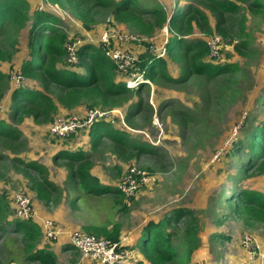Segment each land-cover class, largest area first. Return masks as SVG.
Returning <instances> with one entry per match:
<instances>
[{"label": "rangeland", "instance_id": "1", "mask_svg": "<svg viewBox=\"0 0 264 264\" xmlns=\"http://www.w3.org/2000/svg\"><path fill=\"white\" fill-rule=\"evenodd\" d=\"M26 1L31 11L46 12L60 20L59 28L73 43L70 47L75 58L76 50L84 46L101 48L99 36L109 29L143 40L145 44L120 45L135 54L147 51L149 45L145 40H151L155 50H148V54L155 58L159 53L161 56L165 54V46L171 38L167 26L154 28L150 36L139 33L134 26L135 16L145 27L153 28L148 15H133V18L113 8L99 9L77 4L76 1H69L70 4L66 3L63 7L47 0ZM242 1L239 3V16L246 19L245 31L250 41L246 50L242 48L243 38L234 23H221L218 15L210 9L213 8L210 3L198 0H137V9L148 11L159 5L169 16L186 6H194L199 13L192 16L191 31L183 39L200 42L202 46L208 30H211L212 34L220 37L221 44L219 61L209 59L207 54L204 58L200 51L193 57L204 58L218 67L226 63L234 64L241 70L236 83L228 75L218 76L211 82L194 76L180 79L178 64L168 60L167 73L172 81L145 78L142 81L145 84L140 83L143 87L139 95L108 100L113 102L100 106L115 111L110 122L113 129L124 131L139 145L145 143L149 146L150 151L146 155H136V151L130 153L132 156L128 152L118 155L113 151L110 140L104 136L98 137L100 142L93 149L86 131H79L62 142L50 138L49 127L54 117L87 108V104H83L65 110L58 101L60 93L55 89L49 95L58 110L45 121H34L33 118H25L22 122L10 121L8 99L3 101L0 119L18 131L20 137L16 143L0 139V155L3 157L0 158V197L4 199L0 208V264H98L83 259L70 243H47L41 238L35 243V250L41 249L46 253L41 255L40 260H29L22 242L29 234L16 233L13 227H6L7 222H14L8 214L6 221L1 218L5 213L4 201L9 202L16 191L26 193L34 208L53 217L52 221L58 226L102 238L105 236L99 230L112 231L117 234V242L127 236L132 239L131 244L149 221L159 220L177 209H185L195 214L201 227V245L190 264H243L245 252L241 242L245 237L254 238L264 250V215L248 211L245 215L239 213L229 217L227 205H220L233 194L235 187L264 194V176L256 168L247 167L248 164L255 165L251 160L254 156L236 147L248 141L250 130L264 126V105L259 100L264 88V6L254 7L251 0ZM201 15L208 18V27L200 19ZM231 17L230 14L225 15L224 19ZM27 29L12 36L15 41L12 50L8 48L10 44L3 40L2 51L10 55V61L1 62L0 71L9 77L10 85L36 91L41 90L38 82L17 76L21 62L29 59ZM58 67L74 68L82 75L85 72L68 65L66 60L61 61ZM140 85L136 83L132 91L139 89ZM137 112L140 114L136 115ZM126 114L133 115L129 123L125 119ZM65 150H82L91 157L92 172L98 175L103 186L113 183L110 189L115 190L116 183L131 166L148 172L154 176L155 182L141 189L133 201L126 204L120 202L121 198L115 191L99 198L84 197L78 201L81 191L67 182L65 161L62 156L58 157ZM234 152L238 153L232 156ZM15 160L44 167L48 180L59 188V192L46 196L39 175ZM240 163L246 166L242 174L238 172ZM233 178L236 179L234 182ZM123 205H126L125 210ZM179 225L185 227L186 219ZM215 235H224L229 240L217 242L212 240ZM137 257L139 255L134 259ZM129 261L124 264H130Z\"/></svg>", "mask_w": 264, "mask_h": 264}, {"label": "trees", "instance_id": "2", "mask_svg": "<svg viewBox=\"0 0 264 264\" xmlns=\"http://www.w3.org/2000/svg\"><path fill=\"white\" fill-rule=\"evenodd\" d=\"M47 1L59 7H63L66 3L70 4L69 1H76L78 2L77 4H86L99 9L113 8L131 17L133 15H148L149 20L153 22V28L145 27L138 19L137 22L135 16L134 26L143 35L150 36L154 28L162 29L164 26H167L171 33V38L165 46V54L163 56L159 53L157 54L158 58H155L149 55L148 51L136 54V60L129 69L136 75L135 84H145L143 83L145 78L150 81L156 78L166 82L172 81L173 79L167 73L168 60L178 64L180 79L186 76H194L211 82L217 79L218 76L228 75L229 79L236 83L241 75V70L237 65L226 63L223 67H218L206 62L204 60L206 54L208 55L206 45L203 44L201 46L200 42H187L183 39L191 31L192 16L199 13V10L194 6H186L178 13L169 16L159 5L148 11L137 9V0H119V2H116V0ZM198 1L210 3L213 6L210 9L215 15H218V20L221 23H234L239 36L243 38L241 43L242 48L245 50L249 48V35L245 31L246 19L244 16H239V3H243L242 0ZM251 5L263 8L264 0H251ZM229 14L232 17L229 20H225L224 16ZM200 19L207 27L209 26L207 17L201 15ZM59 26L60 20L56 19L53 15L38 10L31 11L30 4L26 0H0V63L10 61V55H6L2 51L3 40L10 44L8 48L12 50L15 44L12 36L28 27L26 31V47L29 59L21 62L17 76L36 81L41 87V90L32 91L24 87L14 86L13 84L12 86L9 84V77L0 71V109L2 108L3 101L7 98L8 119L10 121L22 122L25 118H33L34 121L49 119L58 110L52 97L49 95L52 89L60 93L58 101L65 110H71L83 104H87V108L96 107L104 109L100 106H106L113 102L108 100H120L140 94L143 86L140 85V88L136 91H132L135 85L132 88H127L124 85L126 77L120 74L117 65L105 56L104 51L100 47L84 46L76 50L75 63L71 64L67 62L68 49L73 43H70L66 32L62 28H59ZM213 35L211 30H208L206 38ZM141 43L143 44L144 42ZM134 45L136 46V44ZM84 51L85 53L83 54ZM198 51L203 53V59L193 57ZM63 60H66L70 66L84 70V74H80L74 68H59L58 65ZM262 92V97L259 100L264 105V88ZM138 114L140 113L137 112L136 115ZM130 118H133L132 114L125 115L127 123H129ZM183 120H186V118H183ZM113 128L108 122L100 121L93 123L86 131L91 148H97L100 142L98 137L104 136L110 140L114 148L113 151L118 155L128 152L129 156H132L130 153L133 151H136V155H146L149 153L150 148L148 145L145 143L139 145L129 139L124 131ZM263 133L264 126L250 130L247 137L249 142L247 141L236 147H239L241 151L250 152V156H254L250 159L255 162V165L248 164L249 166L247 167H252L250 168L252 170L256 168L257 172L264 176ZM19 137L18 131L7 125L3 119H0V139L16 143ZM66 140L68 139L64 141ZM256 149L257 151H255ZM257 152H259L258 156L256 155ZM237 153H232V156ZM58 155V157L62 156L61 158L65 161L64 167L67 170V182L72 187L81 191V197H77L78 201L84 199V197L99 198L109 191H115L121 198L120 202H125L116 189L103 186L97 175L92 173L93 163L91 157L85 152L82 150L73 152L65 150L61 151ZM0 158L3 157L0 155ZM53 160L55 162L56 158ZM15 161L32 169L39 175L46 196L59 192V188L48 180L44 167L37 163L26 165V163L19 160ZM245 168L246 166L240 163L238 172L242 174ZM232 180L234 182L236 179L233 178ZM3 200L0 197V208L3 205ZM131 201L133 199L129 202ZM220 205H227L229 217H233L239 213L245 215L248 211L264 215V194L247 189H236L235 187L233 194L227 196ZM125 206L123 205L124 210L126 209ZM4 207L5 213L1 215V218L3 221H6V214L12 218L8 201L7 203L4 201ZM185 219V227L180 226L179 223ZM13 221V223L7 222L6 227H13L16 233L29 234L22 241L24 249L28 253L29 260H40L41 255L46 252L41 249L35 250V243L41 238L39 227L32 221H17L14 219ZM27 231H31V233H26ZM200 231L199 220L195 214L185 209H177L159 220L149 221L135 237L134 244H125L120 249L130 252V264H190L195 252L201 245ZM99 232L111 242L118 241L117 234L112 233V231L99 230ZM212 240L223 243L228 241L229 238L224 235H215L212 237ZM30 252H32V255H30ZM136 254H139V258L134 259Z\"/></svg>", "mask_w": 264, "mask_h": 264}, {"label": "built area", "instance_id": "3", "mask_svg": "<svg viewBox=\"0 0 264 264\" xmlns=\"http://www.w3.org/2000/svg\"><path fill=\"white\" fill-rule=\"evenodd\" d=\"M149 41L145 40L149 45L148 50L154 51L155 45L151 40ZM98 42L102 46L101 48L105 56L115 63L120 74L126 77L124 80L125 86L127 88L134 87L136 75L129 69L136 60V54L128 48H121L120 45L140 44L143 40L119 30L109 29L99 36ZM220 44L221 40L216 35L205 39L208 57L211 60H220ZM68 52L67 62L71 64L75 63L76 58L71 47H69ZM114 113L115 111L95 107L86 108L82 115H58L53 118L49 127V137L57 141H64L79 131H87L93 123L100 121L110 123ZM118 114L120 115V113ZM154 182V176L140 168L131 166L126 169L121 179L116 183L115 189L120 193L125 202H129L141 189L152 185ZM8 205L12 219L34 222L36 212L26 193L22 191L14 192L9 199ZM39 229L42 239L49 243L57 242L59 237L66 232L63 227L58 226L51 219L41 221L39 223ZM68 238L71 246L79 251L83 259L98 264H124L131 257L130 252L120 249L122 247L120 243L125 245L128 241L127 236L122 237L119 241L120 243H116L106 238L72 230L68 232ZM241 245L245 252L243 264H264V250L260 249L254 238L245 237Z\"/></svg>", "mask_w": 264, "mask_h": 264}, {"label": "crops", "instance_id": "4", "mask_svg": "<svg viewBox=\"0 0 264 264\" xmlns=\"http://www.w3.org/2000/svg\"><path fill=\"white\" fill-rule=\"evenodd\" d=\"M84 110L85 109H83L82 111H75L76 113H73V114H80V115H82L83 113H84ZM57 141V140H56ZM58 142H62V141H58ZM68 151H70V150H68ZM126 171V170H125ZM93 173V172H92ZM94 174V173H93ZM94 175H96V174H94ZM97 177H98V175H97ZM98 179H99V181H100V178L98 177ZM101 182V181H100ZM113 185V183L110 185V184H108V185H105V186H107V187H109V186H112ZM34 207V206H33ZM34 210H35V212H36V216H35V220H34V222L33 223H35L38 227H39V223L41 222V221H43V220H45V219H51V220H53L52 218L53 217H50L49 215H47V213H45V212H43V211H41V210H36L35 208H34ZM55 218V217H54ZM64 228V227H63ZM65 230H66V232H65V234H63L62 236H60L59 237V239H58V241L57 242H65V243H69V238H68V232L69 231H72V230H75V229H72V228H64ZM41 240L42 241H45V240H43L42 239V237H41ZM130 240H132L131 238H128V241H130ZM45 242H47V241H45ZM132 241H130V243H131ZM47 243H49V242H47ZM130 243H127L126 242V244H130ZM136 255H139V254H136ZM138 258V257H137Z\"/></svg>", "mask_w": 264, "mask_h": 264}]
</instances>
